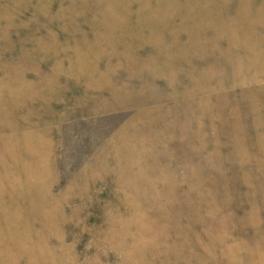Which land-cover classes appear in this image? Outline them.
<instances>
[{"label":"rangeland","instance_id":"rangeland-1","mask_svg":"<svg viewBox=\"0 0 264 264\" xmlns=\"http://www.w3.org/2000/svg\"><path fill=\"white\" fill-rule=\"evenodd\" d=\"M0 264H264V0H0Z\"/></svg>","mask_w":264,"mask_h":264}]
</instances>
